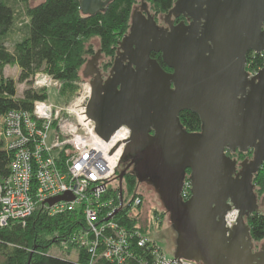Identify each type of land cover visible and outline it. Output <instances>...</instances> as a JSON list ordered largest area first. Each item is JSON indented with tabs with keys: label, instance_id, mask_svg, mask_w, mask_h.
<instances>
[{
	"label": "water",
	"instance_id": "1",
	"mask_svg": "<svg viewBox=\"0 0 264 264\" xmlns=\"http://www.w3.org/2000/svg\"><path fill=\"white\" fill-rule=\"evenodd\" d=\"M110 1L78 0V7L94 15ZM182 15L186 22H172ZM163 19L159 26L145 1L132 9L108 78L97 72L89 79L86 117L104 140L121 124L129 127L118 162L129 160L136 180L158 195L174 234L173 256L264 264V252L251 251L243 220L258 209L251 178L264 159V58L251 76L245 69L248 51L264 56V0H174ZM98 53L85 61L84 77L96 72ZM186 110L198 115V131L181 124ZM248 149L252 158L236 171L227 152ZM185 177L191 193L183 200ZM232 210L235 222L228 224Z\"/></svg>",
	"mask_w": 264,
	"mask_h": 264
},
{
	"label": "built area",
	"instance_id": "2",
	"mask_svg": "<svg viewBox=\"0 0 264 264\" xmlns=\"http://www.w3.org/2000/svg\"><path fill=\"white\" fill-rule=\"evenodd\" d=\"M48 77L53 78L35 72L31 88H47ZM79 94L67 108L54 107L47 98L37 99L31 110L12 109L1 117L0 138L13 157L9 173L0 179V227L24 223L37 206L49 214L72 211L80 226L71 233L70 241L85 249L89 262L83 264L98 259L127 264L134 258L137 264H195L167 256L152 235L141 229L145 228L142 224L119 223L117 211L126 208V214L133 217L136 214L131 209L142 200L135 192L127 202L121 197L115 202L112 192L118 190L116 169L130 129L121 124L108 140L99 138L85 114L90 84L84 96ZM112 179H116L113 184ZM190 186V179L185 178L180 188L183 200L190 196ZM62 195L67 197L58 198Z\"/></svg>",
	"mask_w": 264,
	"mask_h": 264
},
{
	"label": "trees",
	"instance_id": "3",
	"mask_svg": "<svg viewBox=\"0 0 264 264\" xmlns=\"http://www.w3.org/2000/svg\"><path fill=\"white\" fill-rule=\"evenodd\" d=\"M12 1L24 7L25 21H19L24 24L19 27L20 34L9 47L8 39L18 30L16 23L19 13L14 9ZM145 1L156 12L165 13L174 0ZM29 2L30 0H0V119L12 109L31 110L34 100L47 98L44 91L31 86L25 88L21 97H18L14 79L2 74L5 66L15 65L18 68V82L25 81L29 85L33 74L43 71L59 79L63 90L70 88L69 92H74L73 82L79 78L78 71L85 63L86 55L93 53L90 46H85V40L96 35L100 39V50L106 56H112L118 41L128 31L135 0L110 1L104 10L94 15H82L78 0H42L35 5H30ZM246 55L249 72L262 66V55L252 52ZM151 56L166 69L159 53L152 52ZM179 113L180 122L186 131L196 132L200 129L198 115L189 110ZM12 157L13 153L6 149L4 140L0 138V179L9 173ZM128 162L129 160L120 161L116 173H119L121 166V170H124L125 187L131 192L138 181L129 170ZM188 173L189 170L186 175ZM255 177H264V170L258 171ZM117 216L119 223L124 226L133 225L138 220L137 216H128L126 208L117 211L115 217ZM249 219L250 235L252 239H258L264 234V218L257 214ZM78 226L80 224L72 211L49 214L41 206H37L24 223L15 221L0 227V264L88 263L85 249H80L70 241L71 233ZM141 229L146 231L147 227ZM54 244H60L61 249L67 252L77 250L76 259L71 261L65 255L49 252L48 249ZM143 258L149 259L145 255ZM128 263L137 264L135 258L129 259ZM94 264L117 263L109 259H98Z\"/></svg>",
	"mask_w": 264,
	"mask_h": 264
},
{
	"label": "rangeland",
	"instance_id": "4",
	"mask_svg": "<svg viewBox=\"0 0 264 264\" xmlns=\"http://www.w3.org/2000/svg\"><path fill=\"white\" fill-rule=\"evenodd\" d=\"M39 1L42 0H30V5H35L37 3H39ZM141 1H145V0H135V2L133 3V7L134 6H139V4L141 3ZM146 2V1H145ZM13 7L15 10L17 11V23H16V27H18V30H16V32L10 37V39H8L7 43L9 45V47L12 46V42L14 41L15 38L18 37V35L20 34V29L19 27H22V25L24 23H19L20 22H24L25 20V10L24 7H22L21 4H18L17 2H13ZM148 11L154 15H156V21L157 23L161 26L163 24L162 22V18L161 16L164 15L163 12L158 13L156 12L151 4H148ZM19 23V24H18ZM21 24V25H20ZM99 41L100 39H98V37L95 36H91L89 38H87L85 40V46H90L91 50H93V53L97 51V49L99 48L100 50V45H99ZM116 51V50H115ZM93 53H88L86 55V60L88 58L91 57V55H93ZM101 62L103 64H105V62H107V60H112V58L115 56V53L111 56V55H105V53L101 50ZM111 56V57H110ZM85 60V61H86ZM86 63V62H85ZM85 63L81 66V68L79 69L78 73H79V78H77L75 80V82H73V84L75 85V91L73 92H69L70 88H65L64 90L62 89V83L59 79L56 78H52L50 79L48 77L49 82H51L49 84V86L47 88H43L42 91H44L46 93L47 99L48 101L57 108H67L70 104H72V101H74V98L76 97V94L78 92H80L79 95L84 96L85 92H86V87L87 85H89V76L84 77L82 70L85 66ZM258 69L254 70L255 72ZM253 71V70H252ZM253 71V73H254ZM3 76L9 78H13L15 81V87H16V95L18 97H21L23 91L25 88H28L31 83L33 84L34 80L31 82L30 84L27 85V83L25 81H17V74H18V68L15 65H7L4 67L3 71H2ZM43 74V73H42ZM56 83V84H55ZM236 156V155H235ZM243 159V155H238L237 160L238 161H242ZM118 168V167H117ZM119 173L122 172L123 170H121V166L119 167ZM117 173V181H118V190H114L112 192H115L114 196H115V202L116 200L119 198L122 200V202H127L128 200H130L133 196V194L138 193L142 195V200L141 203L139 205V207L136 206V208H132L130 213H135L136 215H134L135 217L137 216V221L136 223H140L142 224L144 227H147V232H149L152 237L156 240V243L158 245H160L164 252L166 253L167 256H171L173 249H174V245H173V231L170 228V223L168 221V213L164 210L163 205L161 203V201L159 200L158 195L156 194L155 191H153L152 187L150 185H148L147 183H142V182H137L136 187L133 191L128 192L127 188L125 187L126 181H124V172H123V176L121 177L120 181L118 180V174ZM187 176V175H186ZM187 178V177H185ZM185 180V179H184ZM114 182H116V179H112L111 183L113 184ZM123 187V189H120V187ZM117 200V202H118ZM155 211V212H154ZM164 213H163V212ZM236 212L232 211L228 214V220L229 223L228 224H232L235 222L234 218H235ZM172 239V240H171ZM49 252L53 253V254H59V255H65L66 258H68L69 260H75L76 256H77V250L72 249L71 251L67 252L63 249H61L60 244L59 245H51L50 248L48 249ZM87 259V257H86ZM195 264H198L196 262H194Z\"/></svg>",
	"mask_w": 264,
	"mask_h": 264
},
{
	"label": "flooded vegetation",
	"instance_id": "5",
	"mask_svg": "<svg viewBox=\"0 0 264 264\" xmlns=\"http://www.w3.org/2000/svg\"><path fill=\"white\" fill-rule=\"evenodd\" d=\"M134 7H136V6H134ZM152 15H154V14L152 13ZM163 16L164 15L161 16L162 22H163L162 26H166V23L164 22ZM154 17H155V20H156V15H154ZM171 19H172L173 23H177L178 21H182V20L184 22L187 21V19L183 15L179 16V17L171 16ZM156 23H157V21H156ZM116 51H117V49H116ZM116 51H115V54H116ZM250 52L255 53L252 50L248 51L247 53H250ZM94 54H96V52H94L93 55ZM256 54H260V55L263 56L262 53H256ZM93 55H91V57ZM101 56H102L101 50H99V53L97 54V57H96V64H95V66L93 68V70L95 69L96 72H93L92 74H89V78L90 79L93 78L98 72L100 74V76H101L102 81H104L106 78H108V76L110 74L109 71H110V68H111V66L113 64V58L114 57L112 58V60H107V62H105V64H103L101 62ZM263 58H264V56H263ZM245 66H246L245 69H246L247 73L249 74V76H251L252 71L249 72L248 69H247V57H246ZM260 68L261 67H259L258 69H260ZM166 69L168 71H171V69H168L167 67H166ZM227 154H229L231 156V158L232 157L235 158L236 165H237L236 166V171H238L240 169V166L237 164L238 162H240V161L237 160L238 155H243V159L246 158L247 160H250L252 158V156H253L252 149H248V150L243 151V152H239V151L235 150L232 153L227 152ZM128 166H129V170H131V172H132V163L128 162ZM263 170H264V159L260 162V165H259L257 171L255 172V174L258 171L263 172ZM255 174H253V177L251 178V185L253 186V194H254V197L256 199V207L258 209H257L256 212H252V213H250V214H248V215L243 217V220H244L245 224H247V226L249 228V233H250V219L249 218H251L252 216L257 215V214L263 216V218H264V177H255ZM250 238H251L250 240L252 241L251 251L255 252V253H258V252L263 253L264 252V234L261 237H259L258 239H252L251 235H250Z\"/></svg>",
	"mask_w": 264,
	"mask_h": 264
}]
</instances>
